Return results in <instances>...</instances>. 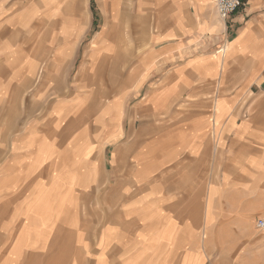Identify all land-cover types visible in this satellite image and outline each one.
<instances>
[{
	"label": "crops",
	"instance_id": "obj_1",
	"mask_svg": "<svg viewBox=\"0 0 264 264\" xmlns=\"http://www.w3.org/2000/svg\"><path fill=\"white\" fill-rule=\"evenodd\" d=\"M261 219L264 0H0V264H241Z\"/></svg>",
	"mask_w": 264,
	"mask_h": 264
},
{
	"label": "rangeland",
	"instance_id": "obj_2",
	"mask_svg": "<svg viewBox=\"0 0 264 264\" xmlns=\"http://www.w3.org/2000/svg\"><path fill=\"white\" fill-rule=\"evenodd\" d=\"M131 33V32H130ZM113 34H115L116 36L122 37L124 36V34H128V29H115V31H113ZM124 38L126 39V37L124 36ZM124 45V49L127 50V46L130 47L131 45H133V43H125L122 44ZM222 54V53H221ZM110 66L105 69L102 70V74L107 73L109 75H107L106 77L103 78V82L100 83L101 86L107 85L110 87V73L111 71L109 70ZM105 92H110L107 90H104ZM102 101H106V98L102 99ZM102 102V103H103ZM251 231L255 234L252 237V241H248V248L245 250L243 248V250L240 251H236V252H232V254H238L241 256V264H264V230H257L255 228V220L252 222V227L250 226ZM253 228V229H252ZM213 255H215L216 257H223L224 256V252L223 250L221 251H216L213 253Z\"/></svg>",
	"mask_w": 264,
	"mask_h": 264
},
{
	"label": "built area",
	"instance_id": "obj_3",
	"mask_svg": "<svg viewBox=\"0 0 264 264\" xmlns=\"http://www.w3.org/2000/svg\"><path fill=\"white\" fill-rule=\"evenodd\" d=\"M215 8L216 14L222 20L234 14L244 4V0H210ZM257 230H264V220H257L255 222Z\"/></svg>",
	"mask_w": 264,
	"mask_h": 264
},
{
	"label": "bare ground",
	"instance_id": "obj_4",
	"mask_svg": "<svg viewBox=\"0 0 264 264\" xmlns=\"http://www.w3.org/2000/svg\"><path fill=\"white\" fill-rule=\"evenodd\" d=\"M220 19V18H219Z\"/></svg>",
	"mask_w": 264,
	"mask_h": 264
}]
</instances>
